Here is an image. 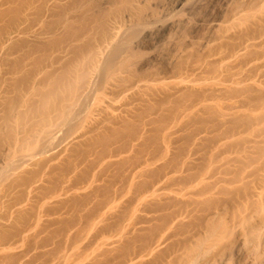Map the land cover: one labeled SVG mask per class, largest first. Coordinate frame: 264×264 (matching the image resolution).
<instances>
[{
  "label": "rangeland",
  "instance_id": "rangeland-1",
  "mask_svg": "<svg viewBox=\"0 0 264 264\" xmlns=\"http://www.w3.org/2000/svg\"><path fill=\"white\" fill-rule=\"evenodd\" d=\"M175 5L0 0V264H264V0Z\"/></svg>",
  "mask_w": 264,
  "mask_h": 264
},
{
  "label": "bare ground",
  "instance_id": "bare-ground-1",
  "mask_svg": "<svg viewBox=\"0 0 264 264\" xmlns=\"http://www.w3.org/2000/svg\"><path fill=\"white\" fill-rule=\"evenodd\" d=\"M184 2H186V0H176V5H175V7H180V6H182L183 4H184ZM112 62V61H111ZM106 69H108V67L106 68ZM72 117L74 116V114H70ZM44 153V152H43ZM37 154V153H36ZM36 154H34L35 156H36ZM27 160H28V158H27ZM30 160V159H29ZM21 161V160H20ZM24 161H26V159L24 160ZM24 161H21L20 163H17V162H19V161H16V163L17 164H14L13 165V168L14 169H19V168H21V166L22 165H24ZM28 162V161H27ZM27 162H25V163H27ZM15 163V162H14ZM11 165V164H10ZM12 168V169H13ZM13 171H15V170H13Z\"/></svg>",
  "mask_w": 264,
  "mask_h": 264
}]
</instances>
